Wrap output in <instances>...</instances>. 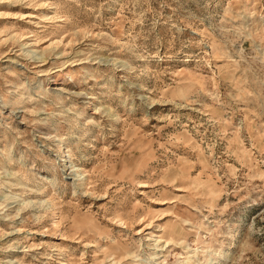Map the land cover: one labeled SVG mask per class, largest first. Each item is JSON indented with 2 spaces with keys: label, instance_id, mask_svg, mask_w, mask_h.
I'll list each match as a JSON object with an SVG mask.
<instances>
[{
  "label": "rangeland",
  "instance_id": "rangeland-1",
  "mask_svg": "<svg viewBox=\"0 0 264 264\" xmlns=\"http://www.w3.org/2000/svg\"><path fill=\"white\" fill-rule=\"evenodd\" d=\"M0 264H264V0H0Z\"/></svg>",
  "mask_w": 264,
  "mask_h": 264
},
{
  "label": "bare ground",
  "instance_id": "bare-ground-1",
  "mask_svg": "<svg viewBox=\"0 0 264 264\" xmlns=\"http://www.w3.org/2000/svg\"><path fill=\"white\" fill-rule=\"evenodd\" d=\"M189 258H190V257H189ZM190 260H191V259H190ZM190 260H189V261H190ZM188 263H189V262H188Z\"/></svg>",
  "mask_w": 264,
  "mask_h": 264
}]
</instances>
